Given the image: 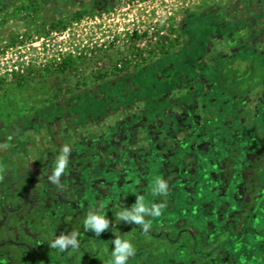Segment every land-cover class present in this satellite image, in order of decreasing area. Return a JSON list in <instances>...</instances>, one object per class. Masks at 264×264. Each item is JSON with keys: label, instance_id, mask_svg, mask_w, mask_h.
Listing matches in <instances>:
<instances>
[{"label": "rangeland", "instance_id": "1", "mask_svg": "<svg viewBox=\"0 0 264 264\" xmlns=\"http://www.w3.org/2000/svg\"><path fill=\"white\" fill-rule=\"evenodd\" d=\"M116 3L0 0V100L18 99L0 115V258L110 264L114 246L98 239L119 236L136 249L127 264H264V0H152L134 9L132 33L116 31ZM197 14L212 35L192 44L183 23ZM172 50L183 51L175 63ZM251 55L256 76L233 102L225 72ZM118 63L126 70L115 77ZM66 144L58 188L48 178ZM156 179L166 196L153 195ZM137 196L163 205L145 219L170 240L116 218ZM90 210L111 221L100 236L84 228ZM72 231L78 248L50 247Z\"/></svg>", "mask_w": 264, "mask_h": 264}, {"label": "clouds", "instance_id": "2", "mask_svg": "<svg viewBox=\"0 0 264 264\" xmlns=\"http://www.w3.org/2000/svg\"><path fill=\"white\" fill-rule=\"evenodd\" d=\"M71 151V148L67 144L61 148L60 155L55 162V167L49 175V182L57 185L58 188L60 187V178L68 167ZM0 179H3V177H0ZM167 188L168 185L164 180L156 179L153 187V195L166 196ZM162 208V204H152L149 207L145 203L143 196H137L131 208H125L117 212L116 218L127 224L138 225L143 233H147L151 229V220H146L145 217H159L162 214ZM110 224L111 221L108 218L95 210H90L84 220L85 230L93 232L96 236H100L104 231H107ZM78 235L79 233L76 231L68 234L61 233L52 240L50 247L58 248L60 251H64L68 247L78 248ZM112 244L114 247L112 248V260L110 264H127L128 259L136 253V249L131 241L122 239L119 236L113 239Z\"/></svg>", "mask_w": 264, "mask_h": 264}, {"label": "trees", "instance_id": "3", "mask_svg": "<svg viewBox=\"0 0 264 264\" xmlns=\"http://www.w3.org/2000/svg\"><path fill=\"white\" fill-rule=\"evenodd\" d=\"M80 13H77L76 16L74 17H78ZM184 29L186 30L189 38L192 40V44L193 42H199L200 40H203L202 38L203 37H208V36H211L212 35V30H211V21L210 19H208V17L206 16L205 18H202L200 15H193V16H189L185 19L184 21ZM197 27V29L195 28ZM196 29V30H195ZM188 46L186 45L185 48H187ZM183 51H171V52H166L165 54L167 55L168 54V61H171L173 63L177 62L179 57L181 56V53ZM243 60L246 62V67L243 69V71H229L227 70L225 72V74L227 72H230V76H231V79H230V82H232V85L230 87H232V90H230V95H231V98L233 100V102H238V100L240 99V97H242L243 95V92H245L244 90V86L250 82V80H246V79H250L252 77H255V65H256V59L253 57V55H251L250 57H244L243 56ZM72 68V62L70 60H64L62 61L59 65H58V71L59 72H65L66 70H69ZM126 67H121L120 69H117V68H114L117 73H113V76L115 77H119L122 73L125 72V69ZM229 68V67H227ZM225 74L223 75V77H225ZM234 75V76H233ZM147 81L144 82V84H147V86L151 85L152 83L154 84L155 82V79L153 76H151L150 74L147 75ZM233 76V77H232ZM101 78V76L99 77ZM240 78L241 79H244V83H241L240 81ZM246 78V79H245ZM226 79V77H225ZM17 84L21 85L23 80L22 78H20L19 80H16ZM229 82V83H230ZM156 83V82H155ZM173 83V79L172 77L170 76L169 79H168V83L167 84H172ZM228 83V84H229ZM228 84H226L227 86H229ZM167 87V85H165ZM150 91H153V90H150ZM186 94V93H185ZM187 96V95H186ZM149 105L152 106H155V103L156 105L159 104V106H161V103L160 101H157L155 103H153L152 101H149ZM18 103V99L16 97V95H13V96H10V97H7V98H4V99H1L0 100V115L2 114H7L9 112H11V110L15 107V105ZM143 105V104H142ZM141 103L138 104L139 107H142ZM212 112H213V115H212V118H216L217 115L219 114V111L212 107ZM86 128V127H85ZM84 132H87L88 129H83ZM258 138L260 140H264V131L260 132L258 134ZM154 204H159L155 201H153ZM252 214L251 213H248L247 216H250ZM247 219V218H246ZM131 227L138 231V232H141V229H139V227L137 225H131ZM145 234H148L150 236H154V237H160V235H163V237L167 240H170L171 238V234L170 233H163V234H160V233H157V234H152L150 232H147ZM177 237V236H176ZM99 242H102V243H107L108 246L112 247L113 244L112 242H110L107 238H100L98 239ZM224 242L223 243H219L217 245L218 248H221L224 246ZM195 249H198L197 245H195ZM41 255L46 258L47 260H59V257H57L56 255L54 254H51L50 252H42ZM0 262H2V264H19L17 262L16 259H4V258H0Z\"/></svg>", "mask_w": 264, "mask_h": 264}, {"label": "built area", "instance_id": "4", "mask_svg": "<svg viewBox=\"0 0 264 264\" xmlns=\"http://www.w3.org/2000/svg\"><path fill=\"white\" fill-rule=\"evenodd\" d=\"M152 0H116V4L119 6V8L113 7V13L117 14V12H120L123 16L122 22L118 25L116 31L117 32H139L140 31V19L135 17L134 9H139L142 11L144 7H147V3L151 2ZM112 13V14H113ZM147 14V15H146ZM102 16H105V13L101 14ZM144 16H149L148 13H145ZM117 22V21H115ZM126 24H128L126 26ZM153 30V27H150L146 33H150V31ZM65 38V35H59L58 40H63ZM117 66L120 68L121 65L118 63Z\"/></svg>", "mask_w": 264, "mask_h": 264}, {"label": "water", "instance_id": "5", "mask_svg": "<svg viewBox=\"0 0 264 264\" xmlns=\"http://www.w3.org/2000/svg\"><path fill=\"white\" fill-rule=\"evenodd\" d=\"M260 148H261V146H258V147L253 148L252 150H253V151H258ZM6 242H7V240H6V241H1V242H0V246H1L2 244L6 243Z\"/></svg>", "mask_w": 264, "mask_h": 264}, {"label": "flooded vegetation", "instance_id": "6", "mask_svg": "<svg viewBox=\"0 0 264 264\" xmlns=\"http://www.w3.org/2000/svg\"><path fill=\"white\" fill-rule=\"evenodd\" d=\"M1 242V241H0Z\"/></svg>", "mask_w": 264, "mask_h": 264}]
</instances>
